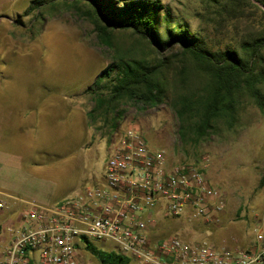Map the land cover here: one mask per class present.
Segmentation results:
<instances>
[{"label": "rangeland", "instance_id": "1", "mask_svg": "<svg viewBox=\"0 0 264 264\" xmlns=\"http://www.w3.org/2000/svg\"><path fill=\"white\" fill-rule=\"evenodd\" d=\"M32 1L0 0V191L20 209L27 202L53 205L70 197L102 178L112 140L130 127L141 130L153 148L164 149L170 163L204 170L227 199L219 223L162 219L156 238L175 234L219 248L254 243L255 230L264 228V110L245 104L239 122L216 124L201 142L180 138L178 118L166 104L142 112L123 103L119 113L107 120L99 115L92 126L88 113L95 101L87 89L111 56L72 0L27 13ZM161 1L173 26L186 23L214 50L244 30L232 23L218 27L201 0ZM117 39L121 46L130 42L126 36ZM18 218L17 212L0 210L3 231ZM95 245L106 252L117 249L112 242ZM81 255L86 264H100L90 252Z\"/></svg>", "mask_w": 264, "mask_h": 264}, {"label": "trees", "instance_id": "2", "mask_svg": "<svg viewBox=\"0 0 264 264\" xmlns=\"http://www.w3.org/2000/svg\"><path fill=\"white\" fill-rule=\"evenodd\" d=\"M54 1L33 0L27 13ZM72 1L112 59L87 89L95 101L92 126L99 115L107 120L119 113L123 103L142 112L166 104L178 118L180 138L201 142L216 124L239 122L245 104L264 110V0H201L218 27H244L218 50L186 23L173 26L161 0ZM123 36L130 40L125 46L117 39ZM83 247L100 264L132 263L92 242Z\"/></svg>", "mask_w": 264, "mask_h": 264}, {"label": "built area", "instance_id": "3", "mask_svg": "<svg viewBox=\"0 0 264 264\" xmlns=\"http://www.w3.org/2000/svg\"><path fill=\"white\" fill-rule=\"evenodd\" d=\"M0 195V210L17 212L16 225L0 232V264H86L87 242H112L137 264H264V228L250 247L218 248L180 235L156 238L162 219L216 224L227 206L204 170L172 164L141 130L126 128L111 142L104 174L95 184L53 205L19 208Z\"/></svg>", "mask_w": 264, "mask_h": 264}, {"label": "crops", "instance_id": "4", "mask_svg": "<svg viewBox=\"0 0 264 264\" xmlns=\"http://www.w3.org/2000/svg\"><path fill=\"white\" fill-rule=\"evenodd\" d=\"M79 117H80V116H79ZM79 119H80V118H78V120H76L77 123H80ZM80 124H81V123H80ZM34 127H35V126H34ZM0 195H4V196H6V197H9L8 195H6V194H5L4 192H2V191H0ZM68 197H69V196H68ZM65 198H67V197H65ZM65 198H64V199H65ZM64 199H62V200H64ZM62 200H61V201H62ZM59 202H60V201H59ZM222 215H223V214H222ZM222 215L220 216V219H221ZM220 219H219V222H220ZM219 222H218V223H219ZM207 225H210V224H206V226H207ZM208 232H209V231L207 230L205 233H208ZM252 243H253V241L251 242V244H252ZM240 244L242 245V243H240ZM251 244H250V246H251ZM243 245H245V244H243ZM250 246H249V247H250ZM238 247L241 248V246H240L239 244H238V246H235V247H233V248H238ZM218 248H219V247H218Z\"/></svg>", "mask_w": 264, "mask_h": 264}, {"label": "water", "instance_id": "5", "mask_svg": "<svg viewBox=\"0 0 264 264\" xmlns=\"http://www.w3.org/2000/svg\"><path fill=\"white\" fill-rule=\"evenodd\" d=\"M256 3V2H255Z\"/></svg>", "mask_w": 264, "mask_h": 264}]
</instances>
